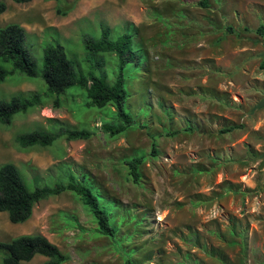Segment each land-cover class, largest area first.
I'll return each mask as SVG.
<instances>
[{
  "label": "rangeland",
  "instance_id": "1",
  "mask_svg": "<svg viewBox=\"0 0 264 264\" xmlns=\"http://www.w3.org/2000/svg\"><path fill=\"white\" fill-rule=\"evenodd\" d=\"M0 1V28H26L39 72L44 48L57 42L76 71H103L114 82L117 56L84 42L102 24L112 39L132 33L143 53L124 69L132 124L116 135L105 128L123 122L116 105L90 106L84 88L70 87L55 107L42 74L0 82V100L41 94L10 124L0 122V165L14 162L30 188L72 175L93 189L116 229L105 234L67 189L37 202L25 222L0 211L1 241L42 234L67 257L61 264H264V0H67L66 13L57 0ZM49 118L91 135L16 146L19 133L46 128ZM137 157L135 181L127 161ZM49 260L36 254L22 264Z\"/></svg>",
  "mask_w": 264,
  "mask_h": 264
},
{
  "label": "trees",
  "instance_id": "2",
  "mask_svg": "<svg viewBox=\"0 0 264 264\" xmlns=\"http://www.w3.org/2000/svg\"><path fill=\"white\" fill-rule=\"evenodd\" d=\"M14 1L27 3L33 0ZM57 1L62 5L58 8V12L66 13L71 3L67 0ZM207 5L208 1L202 0L201 6L207 7ZM6 9V2L0 1V14ZM229 30L233 31V28L229 27ZM257 32L264 37V25L258 27ZM27 34L29 32L19 23H9L0 28V82L6 81L9 76L17 72L28 76L42 74L47 84V93L55 95L53 101L55 107L60 106L61 96L67 89L78 86L87 91L90 106L104 107L110 102L116 105L118 117L123 122L116 127L105 125L112 135L123 132L128 125L132 124V116L125 108L128 90L124 69L131 63L137 64L143 58V53L135 48L132 33L126 31L112 39L110 27L102 24L101 34L97 39L94 40L88 34L84 37L87 48L96 52H110L117 56L118 73L112 83L109 82L106 72L102 71L97 75L94 72L76 71L74 60L68 57L65 48L57 42L48 44L44 48L42 70L39 72L37 62L26 46ZM101 61L102 59L99 60L98 65ZM40 101V93L16 94L8 100H0V122L10 124L15 114L27 112ZM236 127L235 125L224 128L223 132L231 131ZM90 135L91 133L86 129L67 128L58 119L49 118V125L46 128L19 133L14 143L18 148L25 149L36 145L50 146L58 138L86 139ZM142 162L143 157L127 161L135 181L140 177L139 167ZM68 179L67 184L56 183L30 188L17 165L12 161L4 162L0 165V211H7L13 223L25 222L32 217L33 208L37 202L69 189L79 194L85 204L90 207L98 220L100 229L105 234L114 236L116 229L110 222L109 213L101 207L93 189L77 182L72 175H69ZM0 253L3 255V264H22V261H30L36 254L50 258L45 264H61L67 258L55 243L42 234H23L11 241L0 240ZM127 264L134 263L129 260Z\"/></svg>",
  "mask_w": 264,
  "mask_h": 264
},
{
  "label": "crops",
  "instance_id": "3",
  "mask_svg": "<svg viewBox=\"0 0 264 264\" xmlns=\"http://www.w3.org/2000/svg\"><path fill=\"white\" fill-rule=\"evenodd\" d=\"M4 13V12H3ZM2 14V13H1Z\"/></svg>",
  "mask_w": 264,
  "mask_h": 264
}]
</instances>
